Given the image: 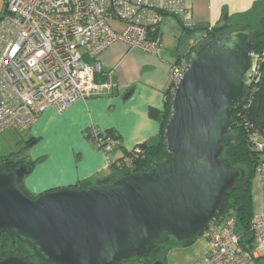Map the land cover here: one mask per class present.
Wrapping results in <instances>:
<instances>
[{
    "label": "water",
    "instance_id": "1",
    "mask_svg": "<svg viewBox=\"0 0 264 264\" xmlns=\"http://www.w3.org/2000/svg\"><path fill=\"white\" fill-rule=\"evenodd\" d=\"M251 65L248 28L199 46L172 89L164 129L169 157L142 172L36 197L20 185L28 164L0 173V233L11 231L48 264H118L170 238L203 234L244 176L220 155L230 106L249 85ZM0 264L34 263L8 255Z\"/></svg>",
    "mask_w": 264,
    "mask_h": 264
},
{
    "label": "built area",
    "instance_id": "2",
    "mask_svg": "<svg viewBox=\"0 0 264 264\" xmlns=\"http://www.w3.org/2000/svg\"><path fill=\"white\" fill-rule=\"evenodd\" d=\"M5 9L0 16V132L28 126L47 107L61 112L79 99L109 89V81H95L99 53L122 41L159 55L156 29L161 14L186 12L183 0H5ZM182 22L192 24L188 18ZM188 61L172 64L174 84ZM252 76L259 77L253 53L250 81ZM86 130L103 152L118 144L93 125ZM253 139L256 149H262V142ZM255 173L264 195V156ZM249 229L253 253L264 247V216L254 214ZM204 234L207 251L191 264L244 263L245 248L234 215L211 222Z\"/></svg>",
    "mask_w": 264,
    "mask_h": 264
},
{
    "label": "crops",
    "instance_id": "3",
    "mask_svg": "<svg viewBox=\"0 0 264 264\" xmlns=\"http://www.w3.org/2000/svg\"><path fill=\"white\" fill-rule=\"evenodd\" d=\"M256 1L259 0H183L184 15L164 12L160 16L157 38L166 48L160 50L159 55L131 48L122 41L112 43L99 53L100 70L95 74L97 83L109 81L111 87L79 99L61 112L47 107L28 126L3 129L0 156L14 154L26 161L41 158L23 178L26 189L34 194L85 179L96 183L109 176L111 161L136 144L147 141L159 130V118L151 116L148 109L162 110L164 91L171 84L172 64L180 56L187 55L191 45L204 33L197 29L202 30L198 40L190 41L185 51L179 53L183 36L192 33H183L182 20L188 18L195 27L212 26L221 21L223 13L245 12ZM166 16L176 19L173 33L161 27ZM172 24L175 27V22ZM172 34L173 37L169 36ZM110 90V94L102 95ZM90 125L102 133L112 132L119 137V145L112 149L114 152H103L93 139L86 137L85 130ZM30 139L32 141L28 142ZM254 214L262 215L258 211ZM193 247L195 249H191ZM207 247L203 235V239L197 237L187 246L174 245L166 254L158 253V259L162 264H191L205 254ZM121 264L141 263L133 260ZM243 264H264V247L249 255L245 252Z\"/></svg>",
    "mask_w": 264,
    "mask_h": 264
},
{
    "label": "trees",
    "instance_id": "4",
    "mask_svg": "<svg viewBox=\"0 0 264 264\" xmlns=\"http://www.w3.org/2000/svg\"><path fill=\"white\" fill-rule=\"evenodd\" d=\"M222 16L221 21L212 26L195 27L193 23L190 26L182 23L183 33L185 34H190L197 29H202L204 33L195 44L191 45L187 55L184 57L180 56L174 63L181 59H189L202 42L221 36L227 31L237 28H248L251 31L253 62L258 68L259 77L255 80L252 76L249 85L244 88L241 97L235 100L230 106L232 125L224 135L222 143L223 150L220 155L221 158L230 163L232 168L243 170L244 176L228 190V193L221 202L218 215L214 220L218 222L222 221L228 215H234L236 217V228L240 227L241 244L244 246L245 252L249 255L253 248L252 234L249 226L254 215L251 186L255 175L256 164L264 156V0L256 1L245 12L232 15L223 13ZM156 31H158V23ZM173 86L174 82L171 79L170 86L164 91L162 110L154 107H149L148 109V113L153 117H158L160 121L159 130L156 135L147 141L136 144L127 150L123 156L111 161L109 167L112 172L109 176L98 180L96 183L85 179L70 185V187L82 189L97 183L111 182L127 175L142 172L151 165L161 163L168 159L164 129L171 113L170 102ZM105 134L110 135L118 142L115 147L119 145V137L116 134L112 132H106ZM85 135L87 138L92 139L88 135L87 130H85ZM253 137L258 138L262 142V149H256ZM227 139L229 140L228 143H226ZM31 141L32 139L28 142ZM40 160L41 158L39 157L32 161H26L23 158H18L14 154L0 156V173H6L18 166L28 164L29 170L26 173L28 174L33 168L32 166ZM20 185L29 194L31 193L24 186L23 179ZM51 189L55 188L47 190ZM31 196L36 197L38 195ZM198 236L195 235L184 240L170 238L156 245L145 254L141 256H130L121 260L118 264L133 260H137L141 264H152L155 259H158V253L163 252L166 254V251L174 245L187 246L193 243ZM8 255L21 256L34 264H48L34 253L28 243L16 237L11 231H3L0 233V259Z\"/></svg>",
    "mask_w": 264,
    "mask_h": 264
},
{
    "label": "rangeland",
    "instance_id": "5",
    "mask_svg": "<svg viewBox=\"0 0 264 264\" xmlns=\"http://www.w3.org/2000/svg\"><path fill=\"white\" fill-rule=\"evenodd\" d=\"M6 12L7 11L5 9V0H0V16L4 15ZM175 20L176 19L171 17V16H166V17H164V20L162 21L161 27L162 28L165 27V30L167 32L173 33L174 31H176L175 29L177 27L176 26L177 22ZM172 22H175V27L172 24ZM201 34H202V30H194L190 35H184L182 38V41H181L182 43L180 44L179 53L182 54L185 51V49L187 48V46H189V42L190 41L194 42V41L198 40V38ZM169 36L173 37V34L169 35ZM205 42L206 41L202 42L201 45L204 44ZM159 45H160V50L166 48V47L162 46L160 44V42H159ZM110 93H111V90L103 92L102 95L105 96L106 94H110ZM12 127H16V126H12ZM12 138H13V136H12ZM65 140H66V142L68 141L67 138H65ZM60 141H61V138H60ZM111 152H114V151L112 150ZM45 191H42L41 193H43ZM251 191H252L251 193H252V197H253V211H254V213L257 211L261 212L263 215L264 214V195L262 194V192L260 190V186H259V182H258V178H257L256 173H255L253 180H252ZM30 194L31 195H39L40 193H35V194L30 193ZM237 228H238L237 231H239V227H237ZM203 235L204 234L199 235L198 238L203 239ZM191 249H195V247H193ZM135 263H137V262H135Z\"/></svg>",
    "mask_w": 264,
    "mask_h": 264
},
{
    "label": "clouds",
    "instance_id": "6",
    "mask_svg": "<svg viewBox=\"0 0 264 264\" xmlns=\"http://www.w3.org/2000/svg\"><path fill=\"white\" fill-rule=\"evenodd\" d=\"M194 53H195V51H194ZM194 53H193V54H194ZM193 54L189 57V59L193 56ZM174 85H175V84H174ZM173 87H174V86H173ZM172 89H173V88H172ZM113 149H114V148H113ZM204 235H205V234H204Z\"/></svg>",
    "mask_w": 264,
    "mask_h": 264
}]
</instances>
